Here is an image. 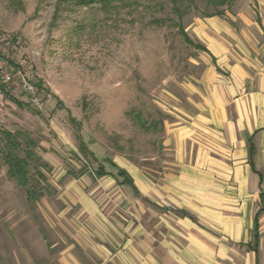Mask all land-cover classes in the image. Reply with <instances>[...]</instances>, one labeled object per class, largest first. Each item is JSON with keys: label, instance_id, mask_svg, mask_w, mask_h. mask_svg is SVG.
I'll return each instance as SVG.
<instances>
[{"label": "rangeland", "instance_id": "374dc122", "mask_svg": "<svg viewBox=\"0 0 264 264\" xmlns=\"http://www.w3.org/2000/svg\"><path fill=\"white\" fill-rule=\"evenodd\" d=\"M218 1L178 0L175 10L171 0H129L108 9L96 1L0 0V56L31 64L41 83L34 99L0 83V130L30 134L39 157L30 162L38 193L30 201L0 154V264L35 263L43 255L59 211L74 213L69 197L89 193L84 180L98 177V165L104 175L116 173L118 163L149 179L165 171L175 158L165 129L181 123L189 87L211 63L196 48L190 24L216 12L236 17L253 2Z\"/></svg>", "mask_w": 264, "mask_h": 264}, {"label": "crops", "instance_id": "0c3cea01", "mask_svg": "<svg viewBox=\"0 0 264 264\" xmlns=\"http://www.w3.org/2000/svg\"><path fill=\"white\" fill-rule=\"evenodd\" d=\"M189 29L211 63L165 129L174 160L154 179L118 163L139 193L92 174L28 264H264V0Z\"/></svg>", "mask_w": 264, "mask_h": 264}, {"label": "trees", "instance_id": "16d2710c", "mask_svg": "<svg viewBox=\"0 0 264 264\" xmlns=\"http://www.w3.org/2000/svg\"><path fill=\"white\" fill-rule=\"evenodd\" d=\"M66 1L65 4L69 3L70 0H59V5L61 2ZM79 2V3H89L92 1H96L99 3L100 8L108 9L112 5L115 7L118 4H129V0H71V2ZM173 3V9L177 10V2L178 0H171ZM220 4H225L228 2V0H219ZM62 4V3H61ZM57 4V9L60 7ZM220 12H216L214 14H209L207 16L212 15H219ZM153 22L158 24L160 21L157 19H153ZM183 35L186 36V32L184 28H180ZM196 48H199L201 50H206L204 46L201 44H198ZM39 89L41 88V83L36 82ZM1 89L8 95V92L5 91V87L1 85ZM9 98H12L9 95ZM13 101L16 102L17 105H23L20 101L13 99ZM37 145V141L30 136V134L21 131V130H15L11 131L8 129H1L0 130V154L1 158L3 160V163L7 167V175L14 179L17 183V185L25 187L26 188V195L27 199L30 201H33L38 197L37 190L32 187V184L30 182V162L36 161L39 157L36 154L35 147ZM79 147L81 150L85 153L86 145L85 143L80 140ZM38 175H41L39 170H36ZM95 174L97 176H101L104 174H108V172L105 170V167L103 164L98 165V167L95 169ZM117 174L122 176L123 183H126L131 186V188L134 190V192H137V189L135 185L133 184V181L130 178H127L126 172L124 169L119 168L117 166ZM42 186L39 184L38 188H41ZM42 193V192H41Z\"/></svg>", "mask_w": 264, "mask_h": 264}, {"label": "built area", "instance_id": "2783aa9c", "mask_svg": "<svg viewBox=\"0 0 264 264\" xmlns=\"http://www.w3.org/2000/svg\"><path fill=\"white\" fill-rule=\"evenodd\" d=\"M0 83L14 91L32 96L31 99H34L36 92L39 90L34 81V70L31 64H12L1 56Z\"/></svg>", "mask_w": 264, "mask_h": 264}]
</instances>
